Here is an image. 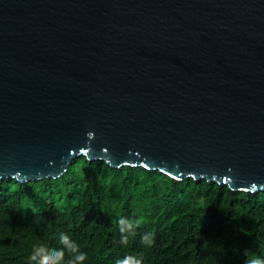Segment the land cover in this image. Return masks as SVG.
<instances>
[{
	"label": "water",
	"instance_id": "1",
	"mask_svg": "<svg viewBox=\"0 0 264 264\" xmlns=\"http://www.w3.org/2000/svg\"><path fill=\"white\" fill-rule=\"evenodd\" d=\"M80 154L264 189V0H0V178Z\"/></svg>",
	"mask_w": 264,
	"mask_h": 264
},
{
	"label": "trees",
	"instance_id": "2",
	"mask_svg": "<svg viewBox=\"0 0 264 264\" xmlns=\"http://www.w3.org/2000/svg\"><path fill=\"white\" fill-rule=\"evenodd\" d=\"M41 247L62 256L57 264L79 253L86 258L77 264L264 262V189L84 154L56 177L0 178V264H35L30 256Z\"/></svg>",
	"mask_w": 264,
	"mask_h": 264
},
{
	"label": "clouds",
	"instance_id": "3",
	"mask_svg": "<svg viewBox=\"0 0 264 264\" xmlns=\"http://www.w3.org/2000/svg\"><path fill=\"white\" fill-rule=\"evenodd\" d=\"M67 237L63 234L61 235V241L65 242ZM142 242H147L151 244V241L147 237L142 238ZM70 251L78 252V249L75 246L70 248ZM62 256H58L55 252L49 255L45 248L41 247L34 250V253L30 256V260L35 262V264H57V261L60 260ZM86 258V254L79 253L75 256L74 260L70 264H77L78 261L82 262ZM252 264V262H250ZM254 264H264V262L255 261Z\"/></svg>",
	"mask_w": 264,
	"mask_h": 264
}]
</instances>
